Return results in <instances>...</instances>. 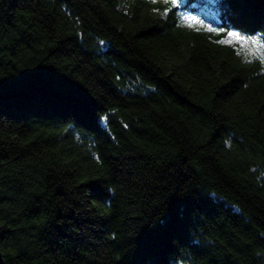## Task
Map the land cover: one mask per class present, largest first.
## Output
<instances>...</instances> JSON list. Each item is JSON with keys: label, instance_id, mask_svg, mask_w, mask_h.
<instances>
[{"label": "trees", "instance_id": "obj_1", "mask_svg": "<svg viewBox=\"0 0 264 264\" xmlns=\"http://www.w3.org/2000/svg\"><path fill=\"white\" fill-rule=\"evenodd\" d=\"M0 252L264 264V0H0Z\"/></svg>", "mask_w": 264, "mask_h": 264}, {"label": "water", "instance_id": "obj_2", "mask_svg": "<svg viewBox=\"0 0 264 264\" xmlns=\"http://www.w3.org/2000/svg\"><path fill=\"white\" fill-rule=\"evenodd\" d=\"M0 264H5L4 260H3V257L1 255V252H0Z\"/></svg>", "mask_w": 264, "mask_h": 264}, {"label": "snow or ice", "instance_id": "obj_3", "mask_svg": "<svg viewBox=\"0 0 264 264\" xmlns=\"http://www.w3.org/2000/svg\"><path fill=\"white\" fill-rule=\"evenodd\" d=\"M173 3H175V0H172ZM209 31H212V29H209ZM229 35H233L232 33H229Z\"/></svg>", "mask_w": 264, "mask_h": 264}]
</instances>
